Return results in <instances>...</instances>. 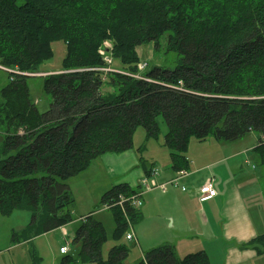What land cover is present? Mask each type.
Segmentation results:
<instances>
[{
	"label": "trees",
	"instance_id": "16d2710c",
	"mask_svg": "<svg viewBox=\"0 0 264 264\" xmlns=\"http://www.w3.org/2000/svg\"><path fill=\"white\" fill-rule=\"evenodd\" d=\"M164 35L167 51L179 54L177 65L140 72L139 47L159 45ZM56 39L67 44L64 68L71 71L45 77L51 102L41 112L27 79L52 55ZM105 40L114 46L104 52L141 77L100 70L106 65L99 50ZM0 65L19 72L10 71L0 89V128L6 133L0 214L32 212L15 244L72 223L74 198L66 181L108 152L131 149L138 127L157 135L159 116L168 126L165 140L176 173L191 172L190 139L203 141L211 133L232 141L258 132L254 151L264 164V0H0ZM135 191L129 183L117 184L103 205ZM92 213L72 239L81 245L79 261L124 264V244L104 258L107 231ZM112 213L120 239L128 228L126 215L134 223L140 210L125 203V210L116 206ZM259 241L264 245V235L250 244ZM76 261L68 254L62 264ZM136 264L212 262L204 250L180 258L174 245L164 244Z\"/></svg>",
	"mask_w": 264,
	"mask_h": 264
},
{
	"label": "rangeland",
	"instance_id": "374dc122",
	"mask_svg": "<svg viewBox=\"0 0 264 264\" xmlns=\"http://www.w3.org/2000/svg\"><path fill=\"white\" fill-rule=\"evenodd\" d=\"M108 34H110L109 31ZM167 35L160 39L159 45L155 42H148L139 47L141 59L139 64L144 62V70L150 65L167 68H175L177 65L179 54L176 51H167ZM112 46L114 43L105 40L99 50L102 55H111L112 67L116 69V72L130 74L121 68L120 62L111 53L104 52ZM51 48L52 55L45 59L39 67L41 72L38 70L39 72L29 74L31 76L27 79L30 94L41 112L48 110L51 102V97L44 89L45 77L53 73L71 71L64 68L67 54L65 41L56 39L51 43ZM8 70H10L9 67ZM8 70L0 69V89L9 82ZM104 91H107L106 88ZM157 121L159 131L155 136H149L145 127L137 128L133 136V147L121 152L131 157L126 162L121 163L116 158L109 156L120 155V153L108 152L106 153L108 160L105 159V162H102V157H98L86 170L66 181L74 198L71 208L75 217V220L66 227L74 235L81 220L94 212L92 213L93 217L102 221L107 231V240L102 251L104 258L108 257L109 251L114 245L124 244L129 251L124 264H136L143 256H146L147 251L169 243L175 246L176 254L180 258L189 253L204 250L209 255L212 264H264V245L260 241L256 244H250L254 239L241 242V240H248L247 236L252 233L253 236L264 235V164L254 151L260 134L250 132L232 141L220 139L214 133H211L203 141L195 137L190 139L187 156L193 162L194 159H197L203 164L209 160L220 159L219 162L217 161L221 164L220 166L206 169L200 174V177L204 179L203 182L205 183L208 178H213L214 174L221 177L224 174L225 179L228 180V186L233 190L230 192L231 196L243 206L242 210L233 207L231 212L229 207H225V200H222L220 205L223 207L216 208L215 221L212 223L210 232L208 231L210 228L202 229L194 227V224L182 225L180 226L181 231L178 232L177 226H172L171 220L167 219L165 214H161L160 211L170 203L177 204L171 202L167 198L169 195L165 193L171 188L179 189V187L169 184L166 190L161 188L149 190L143 185L145 178L149 180L152 178V174L149 173L153 168L159 169L156 180L160 179L166 171H173L171 149L166 145L165 140L168 126L163 116H159ZM4 134H6L4 129L0 128V149L3 146ZM125 165L128 166V170H125ZM136 172L142 175L138 180V188L131 195H124L131 197L136 193H142L143 206L141 209L143 214L141 218L132 223L131 231L135 237L133 240L126 238L127 230L122 238L116 239L114 237L116 223L112 209L117 205L106 208L102 198L114 185L122 182L123 176L132 181ZM115 173L121 174L115 176ZM189 178L183 177L179 181V186L188 187L187 179ZM160 181L158 180V182ZM242 198L244 199L242 200ZM109 203L107 204L110 205ZM147 205H151V209L145 213ZM169 211L179 218L178 210L171 208ZM236 219L243 220L247 226L243 224H238V227L234 226L233 222ZM31 220L32 212L28 210H15L7 216L0 214V264H62L66 255L60 252V248L67 243H69L71 251L69 254L73 255L75 260L77 258L75 263L71 262L70 264H96L79 261L81 245L72 241V234L64 233V235L63 230H57L58 228L33 238V241L13 246L18 238L19 240L22 238L21 229L28 226ZM127 221L126 219L125 222ZM241 243H243L242 248L248 249V251L241 250L239 247ZM257 245L261 249L259 253L254 248ZM240 252L244 254H240Z\"/></svg>",
	"mask_w": 264,
	"mask_h": 264
},
{
	"label": "crops",
	"instance_id": "0c3cea01",
	"mask_svg": "<svg viewBox=\"0 0 264 264\" xmlns=\"http://www.w3.org/2000/svg\"><path fill=\"white\" fill-rule=\"evenodd\" d=\"M107 156H108V154H105L104 156L103 155L101 156L102 157L101 158L102 162H105V159L108 160V157ZM109 156H111L113 158H116L121 163L126 162L127 160H129L131 158L128 155H124V153H120V155H116V156H114L113 154L112 155H109ZM117 156H119V157H117ZM189 159L191 161V168H190V171L191 172H190V175L188 176V178L189 177L190 178L187 179L188 180L187 190L186 191H183L182 190V187H180V186H178L179 189H173V188L169 189L165 193V194L169 195V196H167V198L171 202H174V204H176V203L177 204L176 205H173V203H170L167 207H165L164 210H161L160 213L161 214H165L166 218L171 220V225L172 226H177L176 229H177L178 232L181 231L180 230V226L185 225V224H189V225L194 224V227H200L202 229H204V228L205 229L210 228L208 230L210 232L212 230V228H211L212 227V223H214V221H215V210H216V208L223 207V206L220 205V202L222 200H225V207H227V208L229 207L230 210H231V212H232L233 207H237L238 209L242 210V206L243 205H242V203H238L231 196L230 192L231 191L233 192V190L228 186V180L225 179L224 174L222 175V177L221 176H218V175L215 176L216 174L212 175L214 177V187L217 190L218 194L216 196H214V197L205 198L204 200H200V193H199L198 188H199L200 185H202L204 183L203 182L204 179H202L200 177V174L204 170H206V169H208V170L209 169H214L217 166H220L221 164L220 163H217V161L219 162L220 159L219 160H212V161L209 160V161H207V162H205L203 164L200 163L197 159H194V162L192 161L191 158H189ZM153 165H154V163H153ZM106 168H107V166H106ZM125 170H128V166L127 165H125ZM214 172L216 173V170ZM118 174H121V173H115L114 175L116 176ZM175 174H176V172L174 170L173 171H170V172L169 171H166L160 177V179H158V180L159 181L161 180L160 182L169 181V180H171V179H173L175 177ZM134 176H135V178L132 180L134 182H132L131 180H129V179L125 178V176H123L122 177L123 178L122 182H118V184H121V183H124V182L125 183H129L133 188L137 189L138 186H139L138 180L141 178L142 175H141V173L136 172L134 174ZM243 199L244 198H242V200ZM171 208L176 209V210L179 211V214H180L179 218H178V216L175 217L169 211ZM150 209H151V205H147V207L145 208V213L149 212ZM142 214H143L142 213V209H140V214L138 216V219L142 217ZM231 216H232V213H231ZM233 224L236 227H238V224H243V225H246L247 226V224L243 220H241V219H236L233 222ZM26 227L22 228L21 231L24 230V229H26ZM59 229H62L63 230V234L64 233L65 234L67 233V235L72 234L70 232V230L67 227H65V226L64 227H61V228H58L57 230H59ZM194 230H196V229H194ZM43 234H40V235H43ZM40 235H38V236H40ZM38 236H35V237H38ZM258 236L257 235L256 236H253V233L252 234H249L247 236V239L248 240H241V242H243V241H250L251 239L257 238ZM73 238H74V235L72 234V239ZM30 241H33V238L30 239V240H26V241L23 240V241H21L18 244H15V245L13 244V246H17V245L22 244V243H28ZM242 244L243 243H241L239 245V247L241 248V250L243 249L242 248L243 246H241ZM171 245H173V244H171ZM175 250H176V248H175ZM242 251H248V249H243ZM70 252L71 251L69 250L68 253H62V254H64V255L67 256ZM242 253L243 252H240V254H242ZM247 254H248V252H247ZM144 258L145 257L143 256L142 259H144Z\"/></svg>",
	"mask_w": 264,
	"mask_h": 264
},
{
	"label": "built area",
	"instance_id": "2783aa9c",
	"mask_svg": "<svg viewBox=\"0 0 264 264\" xmlns=\"http://www.w3.org/2000/svg\"><path fill=\"white\" fill-rule=\"evenodd\" d=\"M104 60L106 62V65L102 68H100V70L102 71H105V72H116V69H114L112 67V64H113V59L111 57L110 54H105L104 55ZM144 62L140 63L139 64V71H143L145 69L144 67ZM0 69H6L8 70L7 67H4L2 65H0ZM17 72L16 70H8V72ZM19 73V72H17ZM21 73V72H20ZM127 74V73H126ZM130 75H133L135 77H141L140 76V73L138 74H130ZM149 174H152V178L149 180L147 178H145L143 180V185L151 190V189H155V188H161L163 190H166V187L167 185L169 184H173V185H176V186H179V181L183 178V177H188L190 175V173L186 172L185 170L183 171H179L178 173H176V176L174 177V179H171L169 181H166V182H158V180H156V176L159 175V169L156 167V168H153L151 169L150 173ZM182 190L183 191H186L187 190V187L185 186H182ZM199 193H200V200H204L205 198H210V197H214L218 194L217 190L215 189L214 187V177L213 178H208L204 184L200 185L199 188ZM142 193H136L134 194L133 196L131 197H127L126 195L124 194H120L119 195V200L113 204H106L105 207L106 208H111L113 205H117V206H120L122 210H125V203H129V205H131L133 208L139 210L141 209V206H143V201H142ZM126 213V211H124ZM126 218H127V225H128V228H127V235H126V238L128 240H133L135 237H134V233L133 231H131V227L133 226V222L131 220V218H129V216L126 215ZM70 250V247H69V244H66V245H63L61 246L60 248V252L61 253H68Z\"/></svg>",
	"mask_w": 264,
	"mask_h": 264
}]
</instances>
